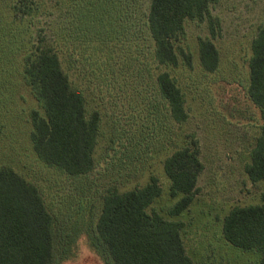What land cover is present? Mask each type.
Here are the masks:
<instances>
[{
  "label": "rangeland",
  "instance_id": "1",
  "mask_svg": "<svg viewBox=\"0 0 264 264\" xmlns=\"http://www.w3.org/2000/svg\"><path fill=\"white\" fill-rule=\"evenodd\" d=\"M148 2L32 0L29 14L22 15V8L16 15L13 5L18 0H0V44L7 46L3 49L9 46L16 52L19 48L16 57L20 59L24 49L38 39L54 46L72 85L82 90L86 110H97L100 115L95 167L86 177H68L45 164L35 155L29 139V113L42 110L22 77L4 72L9 57H3L0 165L34 184L53 218L60 220L62 234L67 235L61 241L55 229L58 224L53 225V264H109L95 229L100 198L112 186L119 191L141 186L151 174L158 177L162 192L150 207L183 222V244L195 264H259V253L241 250L223 238L221 222L231 206L260 203L264 192V183H252L243 168L261 124L260 112L247 96V85L250 45L264 23V0H217L211 4V14L220 21V30L213 37L205 21L186 19L177 45L190 53V68L181 56L177 66L157 67L153 62L152 43L142 32ZM205 37L219 53L213 72L205 71L199 63L198 39ZM87 38L89 49L83 55L77 43H85ZM101 39L106 43H95ZM0 53L6 56L2 50ZM106 54L111 56L113 75L97 68ZM159 69L168 70L183 92L188 117L182 123L168 126L163 117V101L153 84V74ZM146 101L155 117L158 113L160 123L170 127L166 130L170 139L157 142L152 132L142 130L135 112L142 110ZM192 135L203 163L198 191L186 210L168 216L165 211L177 197L168 194L162 160Z\"/></svg>",
  "mask_w": 264,
  "mask_h": 264
},
{
  "label": "trees",
  "instance_id": "2",
  "mask_svg": "<svg viewBox=\"0 0 264 264\" xmlns=\"http://www.w3.org/2000/svg\"><path fill=\"white\" fill-rule=\"evenodd\" d=\"M31 1L18 0L13 5L14 13L18 15L17 11L23 8L22 15L29 14ZM216 1L149 0L142 32H146L152 43V58L157 67L177 66L179 56L184 65L192 66L190 53L177 45L184 34V21H205L210 36H215L220 30V21L211 14L210 5ZM40 41L24 49L20 59L16 57L19 48L13 52L9 46L4 50L5 45L0 44V50L6 54L0 53V60L9 57L4 72L11 71L22 77L42 110L40 113L33 109L29 113V139L35 155L68 177L84 178L95 167L100 115L97 110H86L85 96L80 88L72 85L58 50ZM97 42L106 43L102 39ZM89 43V39L77 43L78 51L85 55ZM250 46L247 96L258 108L261 124L243 168L252 183H264V23L259 25ZM198 55L205 71L217 69L219 53L210 38L198 39ZM110 58L106 54L96 67L113 75ZM153 84L163 101L161 107L168 126L184 122L188 113L174 76L166 69H159L153 74ZM145 103L142 110L134 111L140 117L142 130L152 132L157 142L165 141L166 137L170 139L166 131L170 127L160 123L158 113L155 117L152 108L147 107L148 102ZM189 137L184 145L174 146L162 160L169 180L168 194L171 198L177 197L165 211L168 216H177L186 210L198 191L203 163L197 140L193 135ZM161 146L164 148L162 143ZM161 192L158 177L151 174L141 186L122 191L112 186L102 194L95 229L109 264H195L183 244V222L150 207ZM260 198L257 204L231 206L222 217L221 233L232 246L259 253V264H264V192ZM59 222L48 211L42 193L34 184L10 167L0 165V264H53V225L58 224L55 229L61 241L67 235L62 234ZM62 249L65 253L68 250L65 245ZM61 257L63 260L64 256Z\"/></svg>",
  "mask_w": 264,
  "mask_h": 264
}]
</instances>
